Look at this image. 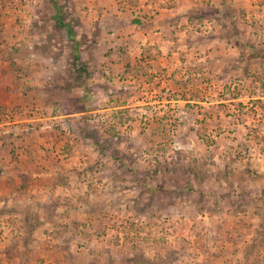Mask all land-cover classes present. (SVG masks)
<instances>
[{
    "label": "rangeland",
    "instance_id": "obj_1",
    "mask_svg": "<svg viewBox=\"0 0 264 264\" xmlns=\"http://www.w3.org/2000/svg\"><path fill=\"white\" fill-rule=\"evenodd\" d=\"M85 3L0 0V264H264V0Z\"/></svg>",
    "mask_w": 264,
    "mask_h": 264
},
{
    "label": "crops",
    "instance_id": "obj_2",
    "mask_svg": "<svg viewBox=\"0 0 264 264\" xmlns=\"http://www.w3.org/2000/svg\"><path fill=\"white\" fill-rule=\"evenodd\" d=\"M85 4L89 6L90 12L93 11L94 19L100 21L105 18L110 19L111 24L108 29L119 37L118 40L126 43L127 40L133 42L134 38H137L140 40L138 43L141 42L142 49L144 44L147 47L154 44V38L160 43L166 30L162 22L166 23V20L194 7L198 4V0H86ZM80 6L85 7V5ZM137 11L144 13L149 19L137 20L135 18ZM165 17L169 18L164 21ZM0 21L5 22L1 18Z\"/></svg>",
    "mask_w": 264,
    "mask_h": 264
},
{
    "label": "trees",
    "instance_id": "obj_3",
    "mask_svg": "<svg viewBox=\"0 0 264 264\" xmlns=\"http://www.w3.org/2000/svg\"><path fill=\"white\" fill-rule=\"evenodd\" d=\"M137 20H139V19H137ZM140 21V20H139Z\"/></svg>",
    "mask_w": 264,
    "mask_h": 264
}]
</instances>
